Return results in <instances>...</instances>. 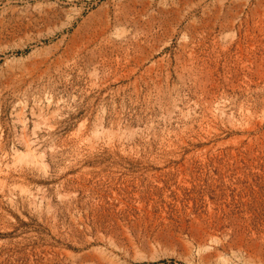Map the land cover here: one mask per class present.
<instances>
[{
	"label": "rangeland",
	"instance_id": "1",
	"mask_svg": "<svg viewBox=\"0 0 264 264\" xmlns=\"http://www.w3.org/2000/svg\"><path fill=\"white\" fill-rule=\"evenodd\" d=\"M0 264H264V0H0Z\"/></svg>",
	"mask_w": 264,
	"mask_h": 264
}]
</instances>
